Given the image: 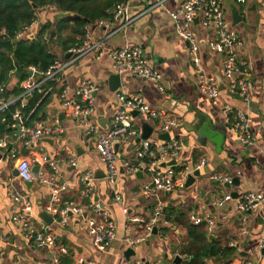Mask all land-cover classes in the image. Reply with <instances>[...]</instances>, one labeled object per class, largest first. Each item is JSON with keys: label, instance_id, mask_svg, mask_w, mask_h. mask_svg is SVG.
<instances>
[{"label": "crops", "instance_id": "1", "mask_svg": "<svg viewBox=\"0 0 264 264\" xmlns=\"http://www.w3.org/2000/svg\"><path fill=\"white\" fill-rule=\"evenodd\" d=\"M185 1L132 0L128 16L135 21L124 32L109 38L107 35L112 31V26H105L101 21L89 24L86 29L92 40L103 43L101 57L97 59L93 53L70 67L39 111L36 121L29 123L25 117L26 125L30 128L40 120L53 124L58 122L62 133L43 139L51 142L39 140L31 146H26L23 138L14 139L21 155L32 160V170L37 177L44 176L48 181H54V185L66 187L57 207L62 209L67 203H74L86 210L83 214L69 213L68 225L58 224L57 217L49 211L52 203L50 185L38 180L26 182L20 179L14 174L16 163L9 156L8 149H0V264H56L50 249L35 246L26 238L25 228L13 220L16 205L12 194L30 202L34 221H40L48 228V233L55 236L58 246L68 249L69 255L63 256L60 264H77L80 258L93 264H129L135 260H143L146 264H183L189 260L187 253L182 252L187 235L184 223H192L193 215L215 222L213 233H209L207 223L203 222L206 223V232L211 240H218L224 246L236 245L228 264H264V254L259 249L264 238V208L248 213L247 220H243L235 201L228 202L224 207L216 206L228 193L235 199L247 191L264 192V0H247L245 4L224 0L228 26L241 38L240 52L249 63L254 83L250 106L228 90L223 72L224 58L208 49L214 32L205 29L197 20L193 32L200 44L201 64L208 74L221 82L220 104L214 105L199 89L196 69L189 57V45L178 36L170 18V12L180 8ZM234 7L238 8L241 16L237 22L233 19ZM68 15L58 13L55 7L39 10L32 35L35 38L43 24L55 25ZM125 46H139L144 50L148 64L163 76L164 92L151 80L119 75L114 71L107 52ZM53 51L60 57L58 60L69 59L68 52L62 55L56 48ZM30 68L28 78L32 75ZM117 75L119 83L116 81L115 84L112 78ZM83 80L99 84L90 120L103 132L111 130L115 124L121 109L119 94L139 96L152 110L163 111L169 118L179 121L177 127L164 133L163 120H154L138 112L134 116L133 112L131 117L137 136L118 139L115 143L119 172L114 186L107 180V165L102 163L97 153V137H88L83 122L73 118L71 111L63 108L60 102V94L64 89L72 92ZM18 84V80L12 78L5 86L8 99L15 97L10 93ZM238 113L245 114L249 119L253 138L250 145L241 142L235 129ZM204 122L211 124L213 131L223 135L220 149L211 139L205 143L199 141L196 125L200 127ZM144 125L151 129L147 140L142 139ZM166 134L169 135L168 139L163 138ZM5 136L10 134L0 135V139ZM170 140L181 141L183 149L176 157L160 162V169H173L179 173L185 166L195 167L202 159H206L207 163L192 186L186 187L185 182L184 188L159 195L158 198L165 205V222L157 227L156 236L130 248L124 240L142 237L146 225L132 222L131 219L138 218L148 223L158 201L156 197L144 194L151 174L148 171L131 173L124 164L130 161L136 164V153L142 142L148 141L153 150L159 151L163 143ZM172 162L176 163L169 165ZM88 174L92 176V187L90 194L86 195L82 192L84 187L80 179ZM221 175L232 178V183L235 181L236 184L222 185L213 179ZM180 178L181 175L176 174V180ZM115 194L120 196L119 203L115 201ZM83 198L89 199L90 203L83 205ZM97 201L109 212L117 236L104 251L94 245L86 222L91 215L89 206ZM123 208L128 209V216L124 214ZM167 208L170 209V221L166 219ZM163 227L169 228L165 234L160 231ZM244 229L246 232L242 233ZM129 250L133 252L127 255ZM205 261L206 264H216V258Z\"/></svg>", "mask_w": 264, "mask_h": 264}, {"label": "built area", "instance_id": "2", "mask_svg": "<svg viewBox=\"0 0 264 264\" xmlns=\"http://www.w3.org/2000/svg\"><path fill=\"white\" fill-rule=\"evenodd\" d=\"M239 4H245L247 0H236ZM132 0L119 4L113 12L112 20L101 21L105 26H112V31L107 38L112 37L116 33L124 32L126 28L135 21L129 18V9ZM170 18L175 25L176 32L179 37L184 39L189 45V57L196 69L198 77L199 89L206 94L214 105L220 104V88L218 81L214 75L208 74L201 64L200 60V44L193 32L196 20L205 29H211L214 32L213 38L208 43V49L213 54L222 55L224 78L227 82V88L231 93L237 94L242 101L250 106L254 83L252 81L249 63L243 58L240 52L242 45L241 38L238 33L230 29L226 20L224 0H186L178 9L170 12ZM34 23L25 27L17 36V39L31 38ZM102 41L92 40L90 33L86 29V36L82 44L72 47L68 51L70 58L67 61L57 60L45 72H39L34 67L30 68L32 74L27 80L21 84L22 93L18 97L6 99L7 89L0 86V113H4L17 103H20L21 110L13 114V123L11 128L13 133L0 139V149H8L9 156L16 163V170L19 178L26 182L38 180L47 183L52 191V203L49 211L57 217L58 224L62 226L68 225V214H83L86 210L76 206L74 203H67L62 209L57 205L62 201L61 194L66 190L65 186L54 185V181L50 182L44 176L37 177L32 170V160L23 157L15 145V140L23 138L26 146H31L34 142L51 138L56 134L62 133L59 123H49L47 120H40L35 123L33 128L26 125L25 116L22 112L27 107L30 97L34 93L44 95L47 93L46 86L49 82H60V78L72 66L81 59L94 53L97 59L102 55ZM108 56L112 60V67L119 75H130L156 83L158 89L164 92L162 74L148 64L144 50L139 46H125L122 48L110 49ZM39 75V77H36ZM99 90V84L92 80H83L78 87L70 92L64 89L60 94V102L75 119L83 122L85 133L88 137H97V153L102 163L107 165V180L114 186L118 177V158L115 153V143L118 139H128L130 136H137L136 126L132 122V113L148 115L151 119L163 120L162 131L169 132L172 128L179 125V121L169 118L163 111L152 110L146 105L139 96L127 97L124 94L118 95V101L121 109L119 110L113 128L109 131H101L95 126L90 117L94 113V96ZM264 117V108H263ZM235 129L240 135L241 142L244 145L252 144L253 138L249 128V119L245 114L238 113L235 118ZM15 139V140H14ZM183 149V143L178 140H170L163 143L159 151L153 150L148 141L142 142L140 149L136 153V164L127 162L124 167L131 173L138 174L148 171L151 174V180L145 187L144 194L147 197L157 198L158 205L154 208L153 216L148 223L138 218H132V222L144 223L145 234L139 238H128L124 241L130 248H134L153 237L154 229L164 220L165 205L158 198L161 193H171L179 188H184L186 179L195 171H200L207 163L206 159H202L195 167H184L182 172H175L173 169L166 171L159 168L160 162H165L177 156ZM54 169H56L54 167ZM176 174L181 175L180 180H176ZM220 184H231L233 179L225 176H215L213 178ZM81 185L85 188L84 193L90 194L92 176L88 174L80 179ZM16 205L13 220L23 226L26 230V238L35 246L43 248L47 247L52 252L56 264L61 263L63 256L69 255L66 247L58 246L55 236L48 233V228L40 221H34L32 216V207L30 202L25 198L11 195ZM115 201L120 202V196L115 194ZM235 201L238 213L243 220H247L248 213L264 208V192L247 191L237 198H233L231 194H226L216 203L218 207H224L228 202ZM90 217L86 219L88 224V232L93 238L94 245L101 251L105 247L117 239L114 231V222L108 211L100 202H93L89 206ZM123 212L128 216V209L123 208ZM194 225L207 223L209 233H213L215 222L212 219H202L197 215L191 217ZM245 229L242 233H245ZM236 246L235 244L232 247ZM259 249L264 254V238L259 244ZM77 264H93L85 259H78ZM129 264H146L143 260H135ZM157 264V263H156ZM252 264V263H245Z\"/></svg>", "mask_w": 264, "mask_h": 264}, {"label": "trees", "instance_id": "3", "mask_svg": "<svg viewBox=\"0 0 264 264\" xmlns=\"http://www.w3.org/2000/svg\"><path fill=\"white\" fill-rule=\"evenodd\" d=\"M124 2L126 0H0V86H7L12 78H16L19 84L10 94L18 97L22 93L20 84L27 80L30 67L47 71L60 58L53 48L64 55L72 47L79 46L89 24L111 20L116 7ZM46 7H55L58 13L69 15L55 25L43 24L34 39H17L25 27L37 20V12ZM56 88L57 82H49L46 94L34 93L30 97L27 107L22 110L29 123L36 121L39 111ZM8 96L6 94L7 99ZM19 108L20 103H17L0 113V135L13 133L12 116ZM87 198H83V205L90 203ZM169 210L166 209V219L170 221ZM184 224L187 235L182 252L187 253L189 260L183 264H206L205 260L210 258H216V264H228L234 254L233 247L211 240L206 223L194 225L186 221ZM168 230L163 227L160 231L165 234Z\"/></svg>", "mask_w": 264, "mask_h": 264}, {"label": "water", "instance_id": "4", "mask_svg": "<svg viewBox=\"0 0 264 264\" xmlns=\"http://www.w3.org/2000/svg\"><path fill=\"white\" fill-rule=\"evenodd\" d=\"M34 8L36 9V6H34ZM233 19H234L235 22H237V21H239L241 19V16L239 14L238 8H236V7L233 8ZM31 38H34V35H31ZM67 58H70V55H68ZM112 80H114L115 84H116V81L119 83V76L118 75L114 76L112 78ZM220 83H219V80H218L219 88H220ZM137 114L138 113L135 112L133 115L136 116ZM143 129H144V135H143L142 139L143 140H147L148 139V134H149V132H151V129H149V127L147 125H144ZM196 129H197V136L199 138V141H201L202 143H205L208 139H211L214 143H216L218 149L221 148L222 141H223V135L213 131L211 124H209L207 122H204L203 125L200 126V127H198V125H196ZM163 138L164 139H168L169 135H167V134L163 135ZM43 141L51 142V140H49V139L48 140H43ZM175 163L176 162H172L169 165H174ZM14 174L16 176H19V173H18L17 170L14 172ZM200 175H201L200 171H195L192 175H189L188 179L186 181V187L192 186L195 183L196 178L200 177ZM232 184H236V182L234 181V183H232ZM27 185H29V184L27 183ZM227 186H231V185H227ZM46 216H48V215H46ZM51 220H52V218H51ZM157 234H158V230H157V228H155L154 232H153V235L156 236ZM131 252H133V251L129 250L127 255L130 254Z\"/></svg>", "mask_w": 264, "mask_h": 264}]
</instances>
